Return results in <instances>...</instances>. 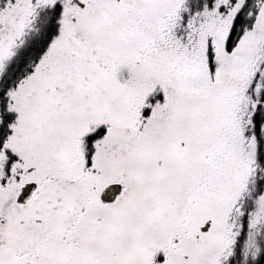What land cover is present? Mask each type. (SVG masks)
I'll return each mask as SVG.
<instances>
[{"label":"snow or ice","instance_id":"snow-or-ice-1","mask_svg":"<svg viewBox=\"0 0 264 264\" xmlns=\"http://www.w3.org/2000/svg\"><path fill=\"white\" fill-rule=\"evenodd\" d=\"M0 264H264V0H0Z\"/></svg>","mask_w":264,"mask_h":264}]
</instances>
